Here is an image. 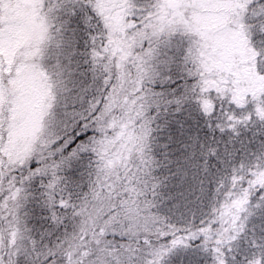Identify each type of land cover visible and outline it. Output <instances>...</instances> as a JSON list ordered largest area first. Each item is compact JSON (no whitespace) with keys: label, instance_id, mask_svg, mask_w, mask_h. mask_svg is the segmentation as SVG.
I'll return each mask as SVG.
<instances>
[{"label":"snow or ice","instance_id":"snow-or-ice-1","mask_svg":"<svg viewBox=\"0 0 264 264\" xmlns=\"http://www.w3.org/2000/svg\"><path fill=\"white\" fill-rule=\"evenodd\" d=\"M0 264H264V0H0Z\"/></svg>","mask_w":264,"mask_h":264}]
</instances>
